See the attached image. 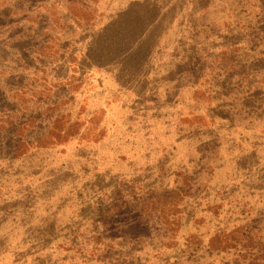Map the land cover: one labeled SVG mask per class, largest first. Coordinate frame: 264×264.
Wrapping results in <instances>:
<instances>
[{"label":"rangeland","instance_id":"rangeland-1","mask_svg":"<svg viewBox=\"0 0 264 264\" xmlns=\"http://www.w3.org/2000/svg\"><path fill=\"white\" fill-rule=\"evenodd\" d=\"M260 1L0 0V264H225L220 235L264 234Z\"/></svg>","mask_w":264,"mask_h":264},{"label":"trees","instance_id":"trees-1","mask_svg":"<svg viewBox=\"0 0 264 264\" xmlns=\"http://www.w3.org/2000/svg\"><path fill=\"white\" fill-rule=\"evenodd\" d=\"M261 6L259 7L260 9V17L261 19H264V0L260 1ZM250 31H252L251 37L254 38L255 40L257 39L260 44L259 46L261 47V50H264V20H262V23L257 20L254 22V26L250 28ZM264 54V51L262 52ZM154 204V203H153ZM177 207V204H173L169 209H175ZM170 223V222H169ZM171 225V223H170ZM255 226H246V227H239L238 230L235 231H229L226 234L220 235L222 237H225L229 241H232L234 238H236V249H237V254H231V250H229V263L225 264H240L241 261V254L244 252L245 254V260L249 259L251 256L257 253L258 248L260 243L258 240L262 238L264 234H262L260 231H256ZM174 234H164V238L173 241L176 240V237L173 236ZM161 236V235H160ZM224 239V238H223ZM238 239V241H237ZM116 239H113L115 241ZM255 249V252H254ZM264 252V249H261ZM223 256H225L223 252ZM231 258V260H230Z\"/></svg>","mask_w":264,"mask_h":264}]
</instances>
